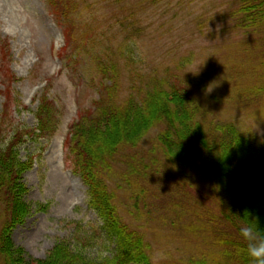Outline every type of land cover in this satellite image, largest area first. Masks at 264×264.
<instances>
[{
    "label": "rangeland",
    "instance_id": "1",
    "mask_svg": "<svg viewBox=\"0 0 264 264\" xmlns=\"http://www.w3.org/2000/svg\"><path fill=\"white\" fill-rule=\"evenodd\" d=\"M141 1L146 7L144 38L137 43L123 42L126 35L112 40V32L119 30L117 19L128 15V2ZM229 1L81 0L73 15L78 23L73 53L84 47V60H69L71 48L60 61L65 39L47 0H0V117L8 115V142L25 130L18 149L30 164L19 181L25 192L14 196L15 206L28 215L4 228L5 214L0 213V245L2 237L10 244V249L0 246V264H38L54 257L55 264H65L61 253L52 255L59 245L67 251L73 246L89 258L107 253L101 219L89 207L87 187L73 173L65 148L72 125L103 95V76L86 51L108 56L106 42L132 54L137 70L179 82L182 97L187 95L184 105L195 108L186 122V112L167 111H172L180 146L159 142L157 129L165 130L167 120L151 118L136 129L132 139L139 142L130 145L133 152L112 151L98 166L102 172L114 170L120 209L146 234V242L138 245L145 257L153 264H252L240 229L258 223L264 237V164L238 161L225 152L229 135L221 136L220 124L233 123L245 136L264 142V40L227 26L223 15L237 7ZM44 98L56 107L58 124L48 138L36 130ZM166 99L170 106L177 103L171 96L158 101L166 104ZM164 104L158 106L159 116ZM126 160L131 172L122 164Z\"/></svg>",
    "mask_w": 264,
    "mask_h": 264
},
{
    "label": "trees",
    "instance_id": "2",
    "mask_svg": "<svg viewBox=\"0 0 264 264\" xmlns=\"http://www.w3.org/2000/svg\"><path fill=\"white\" fill-rule=\"evenodd\" d=\"M49 2L57 25L63 29L66 38V47L63 50L66 52L68 49L75 48L71 51L72 56L69 60L79 59L83 61L84 47L81 48L82 53L78 55L73 53L76 52L78 43V29H76L78 23L74 21L73 15L86 2L83 1L82 4L79 3L81 0H75V3L73 0H49ZM229 3H235L237 7H230L227 15L222 13L224 20H228L227 26H233L238 31H244L246 35L257 34L264 40V0H230ZM128 5L127 17L125 16L121 20L120 18L117 19L116 24L118 23L119 30L112 32V34L114 33L112 40L114 38L116 40L122 39L126 35L123 42L137 43L144 38L146 21L143 17L146 7L142 1L136 5H133V2H128ZM201 23L202 18L198 16L196 24ZM88 33V31H84L82 35L87 36ZM262 42L264 43V41ZM112 44L107 42L102 44L104 49H108L106 50L108 56L97 49L93 53L86 51L91 56L90 59H94L96 72L103 76L101 78L103 95L91 109L85 110L77 122L72 125L65 145L68 155L72 158L73 173L87 187L88 205L101 219L100 234L107 241L108 250L104 256L89 258L83 252L74 249L73 246H69L67 251L64 245H59L53 251L56 253L52 255L61 253L66 258L65 264H153L150 259L145 257L147 252L138 246L141 241L146 242V234L144 235L137 227L132 226L125 211L120 209L121 197H118L117 192L113 191L114 170L102 172L100 170L103 166L100 170L98 166L104 163L112 151L123 152L127 150L133 152L130 145L136 146L139 142L132 139L136 134V129L144 128L151 118L152 121L162 118L167 120L165 130L157 129L156 135L159 142L164 139L171 140L179 143L180 146L181 137L178 134L175 135L178 133V129L173 127L172 118L169 114L172 111L186 112L187 118H183L185 121L188 120L189 114L195 111L194 105L192 107L184 105L185 100L182 101V98L187 97V95L182 97L183 90H181L182 87H180L179 82L172 83L170 79L162 78L157 72L137 70L136 64L132 60V54L129 52L126 54L123 51L124 47L117 51ZM85 45L88 43L85 42ZM96 46L99 47L100 44H96ZM64 56L62 52L59 54L61 60L68 58L66 56L64 58ZM131 60L132 63H130ZM195 81V85H197L199 80L195 79ZM188 83L190 82L188 81ZM162 96H171L173 101L177 100V103L170 106L167 99L165 100L166 104L159 102L158 100H161ZM181 102L182 104H180ZM162 103L164 107L161 109L164 115L159 116L160 112L157 109L159 105H163ZM149 106H151L150 109ZM151 109L154 110V113L157 111L152 117H150L152 111L149 112ZM168 109L172 111L167 112ZM55 110L56 107L51 102L45 98L42 100V105L36 113L38 123L36 130L41 137L48 138L56 132L55 129L58 124L56 125L57 122L53 117ZM148 113L150 114L148 115ZM7 117L6 113L5 117H0V211H3L0 213L2 216L5 214L1 221V224L4 221V228L18 225L28 215L27 209L24 211L15 206L14 196L24 194L25 188L19 184L20 176L30 168L29 162L21 158L20 149H18V145L25 142L23 139L25 130L17 132L8 142L6 132L9 121L6 119ZM129 120H131L132 126L128 124ZM124 125H129V129L125 128ZM220 126L223 129L221 136L229 135L225 137L229 139L226 142V147L224 145L225 152H231L239 159L238 161L247 160L250 163L264 164V142H258L257 138L251 139L245 136L233 123L220 124ZM29 132L27 131L26 134H32ZM163 153L166 154V150ZM122 159L125 160L126 157L124 156ZM122 164L129 169V172L132 171L130 170L131 162L126 160ZM11 200L12 204L9 203ZM6 204H11L12 207L11 209L9 206L10 210L7 214L4 213ZM4 240L6 238L2 237V245L0 246L10 249V244L7 245ZM56 260H58L57 257H54L53 260L46 259L43 262H38V264H55Z\"/></svg>",
    "mask_w": 264,
    "mask_h": 264
},
{
    "label": "clouds",
    "instance_id": "3",
    "mask_svg": "<svg viewBox=\"0 0 264 264\" xmlns=\"http://www.w3.org/2000/svg\"><path fill=\"white\" fill-rule=\"evenodd\" d=\"M240 234L247 241L246 253L252 264H264V237L259 235V224L242 227Z\"/></svg>",
    "mask_w": 264,
    "mask_h": 264
},
{
    "label": "bare ground",
    "instance_id": "4",
    "mask_svg": "<svg viewBox=\"0 0 264 264\" xmlns=\"http://www.w3.org/2000/svg\"><path fill=\"white\" fill-rule=\"evenodd\" d=\"M263 190V189H262Z\"/></svg>",
    "mask_w": 264,
    "mask_h": 264
}]
</instances>
